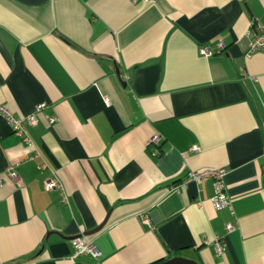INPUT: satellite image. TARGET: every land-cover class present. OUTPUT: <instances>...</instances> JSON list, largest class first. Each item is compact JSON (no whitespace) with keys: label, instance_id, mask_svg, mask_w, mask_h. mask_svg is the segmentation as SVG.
Returning <instances> with one entry per match:
<instances>
[{"label":"crops","instance_id":"0c3cea01","mask_svg":"<svg viewBox=\"0 0 264 264\" xmlns=\"http://www.w3.org/2000/svg\"><path fill=\"white\" fill-rule=\"evenodd\" d=\"M263 27L264 0H0V104L46 105L33 146L0 115V264H264ZM222 169L217 209L188 176Z\"/></svg>","mask_w":264,"mask_h":264},{"label":"built area","instance_id":"2783aa9c","mask_svg":"<svg viewBox=\"0 0 264 264\" xmlns=\"http://www.w3.org/2000/svg\"><path fill=\"white\" fill-rule=\"evenodd\" d=\"M147 1V0H146ZM261 35L257 36L250 45L249 48V55H253L257 52L264 51V27L262 28ZM221 48L223 45H220ZM200 54L204 57H211L212 52L206 48L203 47L199 50ZM45 104H40L35 108V112L29 116L25 117H15L12 115L6 107L0 104V115H2L8 124L11 126L13 133L21 138L25 143H27L30 146H33L32 141L27 136L26 129L27 127H32L38 124L39 119L38 115L43 111L45 108ZM50 123H53V119L49 120ZM161 141L160 137L156 136L152 138V142L155 144H159ZM199 147L194 146L192 149V152H198ZM9 177L11 179H18L17 173L14 171V169H10L9 171ZM226 175L225 170H205V171H198V172H192L188 176L189 181H206L208 179H212L215 182L216 187V195L213 198V203L217 209H221L224 207H230L231 206V200L226 194L224 193V184L223 179ZM1 183V178H0ZM45 189L47 191H55V190H61L63 191V187L61 184L58 183L56 179H51L45 183ZM235 229V226L228 225L226 227L227 232H232ZM212 245L215 248V251L217 255L224 256L225 248L223 245V241L219 237H215L214 242ZM72 246L74 248V256L80 257V256H89L91 258L97 259L100 257V252L96 245L94 244V241L88 238L87 236H80L72 240Z\"/></svg>","mask_w":264,"mask_h":264},{"label":"water","instance_id":"95a60500","mask_svg":"<svg viewBox=\"0 0 264 264\" xmlns=\"http://www.w3.org/2000/svg\"><path fill=\"white\" fill-rule=\"evenodd\" d=\"M97 232V231H96ZM93 233H95V232H92V234ZM163 264H194V263H192L191 261H189V260H186V259H183V258H179V257H177V258H174V259H172V260H170V261H167V262H165V263H163Z\"/></svg>","mask_w":264,"mask_h":264}]
</instances>
